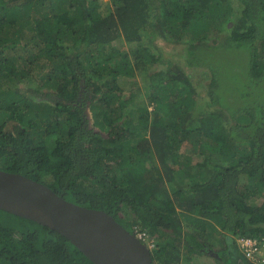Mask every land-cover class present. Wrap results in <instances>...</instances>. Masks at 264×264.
Listing matches in <instances>:
<instances>
[{
  "label": "trees",
  "instance_id": "1",
  "mask_svg": "<svg viewBox=\"0 0 264 264\" xmlns=\"http://www.w3.org/2000/svg\"><path fill=\"white\" fill-rule=\"evenodd\" d=\"M184 67L208 77L204 108ZM140 73L151 111L119 82ZM88 110L106 136L87 140ZM0 170L145 227L152 264H252L235 238L264 236V0H0ZM0 264L94 263L0 210Z\"/></svg>",
  "mask_w": 264,
  "mask_h": 264
},
{
  "label": "water",
  "instance_id": "2",
  "mask_svg": "<svg viewBox=\"0 0 264 264\" xmlns=\"http://www.w3.org/2000/svg\"><path fill=\"white\" fill-rule=\"evenodd\" d=\"M0 210L57 232L94 264H152L146 246L112 216L68 202L25 176L0 170Z\"/></svg>",
  "mask_w": 264,
  "mask_h": 264
},
{
  "label": "rangeland",
  "instance_id": "3",
  "mask_svg": "<svg viewBox=\"0 0 264 264\" xmlns=\"http://www.w3.org/2000/svg\"><path fill=\"white\" fill-rule=\"evenodd\" d=\"M102 5L104 4H112V0H101ZM240 9V6L237 4V2H232V11H231V18L229 19V22H227L226 24H223L222 26V30L226 33V31L228 33H232L233 30V24L235 23V18L237 15V11ZM155 14V12H153ZM153 14V15H154ZM158 14V11H157ZM153 19V18H152ZM151 19V20H152ZM145 39L151 40L152 35H151V29L150 26L147 28V33L145 34ZM154 43H156L158 45V48L162 50V53L164 54V58L165 59H170V53L176 51L177 49H179V46H173L170 44H167L165 41H163L161 38L157 39L156 41H154ZM144 44H146L144 42ZM130 46L131 45H127L125 44L123 41H121L120 43L118 42V47L119 49L128 52L130 50ZM11 55V54H10ZM173 59V58H172ZM177 60V59H176ZM173 61L175 62V59H173ZM178 63H180V61H176ZM182 64V63H180ZM186 73L189 76L188 79V83L191 85V87L194 89V91L196 92V94L198 95V97H196V100L198 101V105L202 108L205 107V104L203 102V94H204V87L206 85V83L208 82V77L203 75V69H196V68H191V69H187L186 67H184ZM119 82L121 83L122 87H123V91H126V93H128L132 88H138L140 89V97L142 98V101L147 107H148V111H151L153 109L152 105L149 103L148 101V97L150 95V93L152 91H150L149 87L147 86L148 84V79L146 78L145 75H143L142 73L137 74L135 80H127L125 78H121L119 80ZM24 86V85H23ZM96 106H98L101 109V106L99 104H96ZM87 116L89 118V128H91L92 130H90V133L88 134V139H95L97 136H106L107 133L102 132L101 130H99L97 127L94 128L92 127L93 124V119L91 117V112L88 110L87 111ZM103 135H102V134ZM99 136V137H100ZM88 144H86V147L88 148ZM202 160V158L199 155H194L192 157V161H191V165L195 166L197 163H200ZM194 171L192 172V175H194ZM262 201V199L260 197H253L252 199H250L249 203L252 205H259V203ZM226 247L225 242L221 241H217V243H214L213 246V250L212 252H217L221 249H224ZM192 264H222V259L220 260H215L213 259V257L211 258L210 255H204V254H200L199 256H195L192 259Z\"/></svg>",
  "mask_w": 264,
  "mask_h": 264
},
{
  "label": "built area",
  "instance_id": "4",
  "mask_svg": "<svg viewBox=\"0 0 264 264\" xmlns=\"http://www.w3.org/2000/svg\"><path fill=\"white\" fill-rule=\"evenodd\" d=\"M131 234L151 252L157 241L145 227L133 225ZM235 244L240 254L252 264H264V236H238Z\"/></svg>",
  "mask_w": 264,
  "mask_h": 264
},
{
  "label": "flooded vegetation",
  "instance_id": "5",
  "mask_svg": "<svg viewBox=\"0 0 264 264\" xmlns=\"http://www.w3.org/2000/svg\"><path fill=\"white\" fill-rule=\"evenodd\" d=\"M209 254H211L212 256H214V257H217L218 259H220L214 252H209Z\"/></svg>",
  "mask_w": 264,
  "mask_h": 264
}]
</instances>
